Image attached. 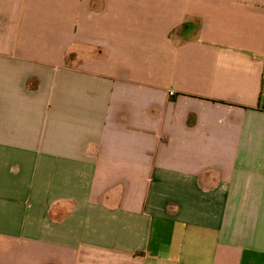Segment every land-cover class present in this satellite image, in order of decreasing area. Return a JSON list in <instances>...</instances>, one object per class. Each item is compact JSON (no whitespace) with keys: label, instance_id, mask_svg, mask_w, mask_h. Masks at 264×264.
<instances>
[{"label":"crops","instance_id":"obj_1","mask_svg":"<svg viewBox=\"0 0 264 264\" xmlns=\"http://www.w3.org/2000/svg\"><path fill=\"white\" fill-rule=\"evenodd\" d=\"M0 264H264V0H0Z\"/></svg>","mask_w":264,"mask_h":264},{"label":"built area","instance_id":"obj_2","mask_svg":"<svg viewBox=\"0 0 264 264\" xmlns=\"http://www.w3.org/2000/svg\"><path fill=\"white\" fill-rule=\"evenodd\" d=\"M173 93L172 92H169L168 95L171 96Z\"/></svg>","mask_w":264,"mask_h":264}]
</instances>
